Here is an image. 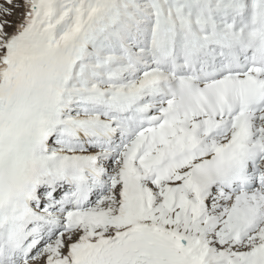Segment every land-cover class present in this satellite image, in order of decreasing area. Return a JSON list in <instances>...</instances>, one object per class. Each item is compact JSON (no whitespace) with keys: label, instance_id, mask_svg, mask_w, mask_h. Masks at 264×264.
Masks as SVG:
<instances>
[{"label":"snow or ice","instance_id":"1","mask_svg":"<svg viewBox=\"0 0 264 264\" xmlns=\"http://www.w3.org/2000/svg\"><path fill=\"white\" fill-rule=\"evenodd\" d=\"M0 264H264V0H0Z\"/></svg>","mask_w":264,"mask_h":264},{"label":"rangeland","instance_id":"2","mask_svg":"<svg viewBox=\"0 0 264 264\" xmlns=\"http://www.w3.org/2000/svg\"><path fill=\"white\" fill-rule=\"evenodd\" d=\"M15 18H17V19H18V18H19V14H17Z\"/></svg>","mask_w":264,"mask_h":264}]
</instances>
